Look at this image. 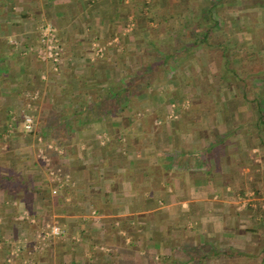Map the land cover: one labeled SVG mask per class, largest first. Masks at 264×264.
Segmentation results:
<instances>
[{"label": "crops", "instance_id": "1", "mask_svg": "<svg viewBox=\"0 0 264 264\" xmlns=\"http://www.w3.org/2000/svg\"><path fill=\"white\" fill-rule=\"evenodd\" d=\"M188 2L0 0V175L22 177V198L0 190V264H189L210 246L264 261V25L223 1L226 54L209 56L185 43L203 32Z\"/></svg>", "mask_w": 264, "mask_h": 264}, {"label": "trees", "instance_id": "2", "mask_svg": "<svg viewBox=\"0 0 264 264\" xmlns=\"http://www.w3.org/2000/svg\"><path fill=\"white\" fill-rule=\"evenodd\" d=\"M223 1L226 0H204L201 2V7H199V2L197 0H189L187 3V7L195 10V12L200 9V16L195 18L194 26L195 28L201 27L203 32H196L193 35L190 34L189 38L185 40V43L191 44L193 48H201L206 55H215L218 52V56H224L226 53V49H224V43L222 40L215 34L210 33L212 27H222V17L217 19H212L214 10L218 6L222 4ZM240 0L243 4L244 1ZM251 6L255 9H264V0H251ZM241 4V5H242ZM179 35L177 38L172 37L170 42H174L179 39ZM232 43L234 47L237 45V40L232 39ZM189 52V51H188ZM171 56V55H170ZM176 67H170L168 74L174 71ZM155 69H159L158 67ZM218 69L227 70L226 63H222L218 66ZM155 74L157 77H164L163 74H157L158 70H155ZM168 76V75H166ZM128 90V89H127ZM57 118H64L65 115H56ZM56 147L57 146H53ZM59 148V147H58ZM54 153V152H53ZM0 190L4 191L7 195H10L11 198L17 199L19 196L22 198V177L17 175H0ZM18 200V199H17ZM15 212V211H13ZM21 252V251H20ZM256 256L253 254L248 255V253L239 251L237 249H215V247L210 246V249L203 248V255H199L196 253L191 256L189 264H211L213 262L224 261L228 262V264H264L263 260L256 261Z\"/></svg>", "mask_w": 264, "mask_h": 264}, {"label": "rangeland", "instance_id": "3", "mask_svg": "<svg viewBox=\"0 0 264 264\" xmlns=\"http://www.w3.org/2000/svg\"><path fill=\"white\" fill-rule=\"evenodd\" d=\"M244 1V3L241 5L242 6V9H244V12H248V13H250V15L252 14V16H253V19H254V21H256V22H258V20H259V23H261L262 25H264V10H258V9H255V8H253L252 6H251V0H243ZM242 1V2H243ZM226 2V1H225ZM227 4V3H226ZM225 5V4H224ZM222 6V5H221ZM232 7H236L237 8V6H236V4H234L233 6H229L228 8H232ZM220 9V6L219 7H217V10H219ZM227 10V9H226ZM225 10V11H226ZM215 11V10H214ZM194 12H195V10H194ZM258 23V24H259ZM46 25H48V26H51L50 24H46ZM52 27V26H51ZM53 28V27H52ZM40 29H42V27L40 28ZM54 30H55V28H53ZM132 30V25L130 24V26H128L127 28H126V32H128L129 30ZM55 33H56V30H55ZM194 33H192L191 35H193ZM40 36H41V43H42V45H41V47H39V49L37 50V56L39 57V59L40 60H42L43 62H47V63H49V65L50 66H52V68H54V67H56V64L54 63V62H52V61H50V60H43L42 59V57H43V55L41 54V56H40V52H42L45 48H43V41H42V32H40ZM189 36H190V34H189ZM57 39L59 40V38L57 37ZM60 42V41H59ZM10 43H11V45L12 44H14V41L12 42V41H10ZM60 45V44H59ZM62 49V48H61ZM61 53H62V51H61ZM97 54H99V56L101 55L102 56V54H103V50L102 49H98L97 50ZM61 58H60V60L59 61H61L62 60V58H63V53L61 54ZM60 62H58V64H59ZM253 66H251L250 67V69L252 70L253 68H252ZM27 117H30L31 119H32V117L30 116V115H26V117L24 118V119H26ZM22 119V113L20 114V115H16V114H12L11 115V123L12 122H14V121H19V120H21ZM33 120V119H32ZM31 130V129H30ZM30 130H28V131H30ZM7 148V147H6ZM6 148L4 147L2 150L3 151H1V152H4L5 150H6ZM48 148V150H56V148L54 149V147H53V145H50V146H48L47 147ZM37 150H38V148H37ZM16 154V153H15ZM41 154H43L44 155V152H43V150H41ZM50 154V153H49ZM17 155V154H16ZM11 158H12V156H11ZM16 159H18V156L16 157ZM45 160V163L46 164H48V166H47V170H49V168L51 167V165H50V162H48L47 161V159H44ZM50 160H51V158H50ZM47 161V162H46ZM17 163V162H16ZM20 166H22V164H21V162L20 163H18V164H16V169L18 170V169H21L20 167L18 168V167ZM55 192V191H54ZM24 216H26V214H23ZM22 217V215L21 216H19V218L20 219H22L21 218ZM1 223H3V222H1V219H0V224ZM6 224H8V223H6ZM56 226H58V227H60L58 224H55ZM0 227H3V225L1 226L0 225ZM50 227H52V226H50V225H44L42 228H40V229H38L37 230V232L35 233L36 235V237L35 238H38L37 239V242H35L34 243V245H32V247H33V250L34 251H37L38 250V248L39 247H44V245H45V242H46V240L47 239H49V237L46 239V240H42V239H40V236L43 234V232H45V231H47ZM8 227L7 226H4L3 227V230L5 231L3 234H1L0 235V243H3L6 247H7V245H9V242L10 241H12L13 240V238H10L9 236H12L13 237V235H10V234H8V233H6V230H8L7 229ZM61 228V227H60ZM62 230H63V235H65V230L63 229V228H61ZM62 235V236H63ZM62 236H60V237H62ZM21 240V242H20V244H22V239H20ZM33 243V242H32ZM7 244V245H6ZM23 244H25V242H23ZM27 244H28V241H27ZM31 246V245H30ZM21 248V247H20ZM13 250V248H11V251ZM18 252V251H17ZM256 261L258 260V261H260V259H258V258H256L255 259ZM211 264H228V262L226 263V262H224L223 260L222 261H219V262H213V263H211Z\"/></svg>", "mask_w": 264, "mask_h": 264}, {"label": "built area", "instance_id": "4", "mask_svg": "<svg viewBox=\"0 0 264 264\" xmlns=\"http://www.w3.org/2000/svg\"><path fill=\"white\" fill-rule=\"evenodd\" d=\"M41 32L43 37L42 38L43 48L45 49L42 52H40V56L42 54L43 60L47 59L54 62L55 64H58V62H60L59 60L61 58L62 49L59 45V40L56 37L55 30L51 26L44 25L42 26ZM25 121H26L25 128L27 130H30L32 128L31 127L32 119L30 117H27ZM62 235H63V230L60 227L53 225L47 231L43 232V234L40 236V239L44 241L50 236L60 237Z\"/></svg>", "mask_w": 264, "mask_h": 264}]
</instances>
